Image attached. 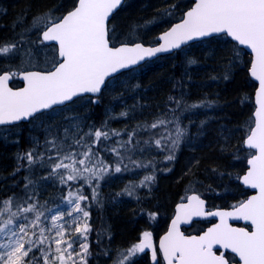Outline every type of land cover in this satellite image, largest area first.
I'll list each match as a JSON object with an SVG mask.
<instances>
[{"label": "snow or ice", "instance_id": "obj_1", "mask_svg": "<svg viewBox=\"0 0 264 264\" xmlns=\"http://www.w3.org/2000/svg\"><path fill=\"white\" fill-rule=\"evenodd\" d=\"M122 3L123 0H73L66 14L55 15L49 10L27 24V17L18 20L17 26L23 27L16 38L0 41V140L7 141L22 121L42 127L45 132L43 142L30 137V147L17 154L12 176L26 171L22 187L14 183L12 195L0 199V264H89L93 253L88 201L102 205L100 182L113 173L140 168H151L154 173L151 160L145 163L133 159L137 153L153 148L166 153L164 160L174 161L188 131L181 115L211 108L213 102L188 103L183 93L169 95L167 103L174 107H168L151 123L142 122L123 132L111 128L110 121L128 117L129 111L109 114L99 127L82 124L79 117L69 119L62 131L54 127L55 117L49 118L48 113L65 111L84 94H99L107 86L106 79L121 69L217 34L250 49V75L259 83L254 127L249 126L244 141L249 150L248 168L242 178L238 177L244 186L256 191L234 205L232 211L208 213L199 195L187 196L186 203L177 205L159 249L166 264H229L224 253L214 251L215 246L234 253L239 257L238 264H264V0H194V6L184 12L180 22L159 36L162 42L155 47L135 42L138 28L147 30L169 22L167 18L175 17L180 10L179 0L142 25H131L125 35L127 42L117 47L111 43L120 38L111 18ZM33 35L35 40L31 39ZM195 63L187 60L189 65ZM41 64L44 70H32ZM16 77L23 80L24 87L13 90L9 82ZM223 78L228 79L227 73ZM206 123L202 120L200 127ZM122 136L127 138L115 139ZM102 153L111 154L113 161L108 162ZM41 170L44 174H40ZM154 181V174L145 175L138 184L125 185L116 195L131 197L138 188H149ZM48 182L69 189L59 197V203L51 201L54 207L49 206V200L39 202L38 187ZM85 185L90 195L83 191ZM201 216L219 217V223L203 235L186 236L181 232L182 223ZM230 219L248 222L251 230L233 227ZM146 249L152 250V260L158 264L149 231H144L139 242L126 250L118 249L116 258L108 249L97 255L107 256L112 264H136L137 254Z\"/></svg>", "mask_w": 264, "mask_h": 264}, {"label": "trees", "instance_id": "obj_2", "mask_svg": "<svg viewBox=\"0 0 264 264\" xmlns=\"http://www.w3.org/2000/svg\"><path fill=\"white\" fill-rule=\"evenodd\" d=\"M72 3L73 0H0V41L16 38L23 27L17 26L18 20L27 17V24L37 14L49 10L60 15L70 10ZM172 3H177V0H125L111 20L116 27V35L120 37L112 42H127L125 35L131 25H142ZM192 3L193 0H179L180 10L176 11L175 17L167 18L169 22L147 30L138 28L135 42H156L157 31L165 30L180 19ZM31 39L35 40L36 36H31ZM188 59L196 63L189 65ZM233 59L234 63L230 66L229 62ZM250 61L251 55L230 38L214 36L120 73L109 80L97 97L84 96L63 112L57 109L48 113L49 118L55 117L54 127L62 131L69 119L79 117L82 124L86 122L99 127L109 114L129 111L128 117L110 121L111 128L123 132L142 122L151 123L168 107H174L167 103L169 95L179 96L183 93L188 103L201 100L213 102L211 108L181 115L182 124L187 126L188 131L174 161L164 160L166 153L153 148L143 154L137 153L133 159L145 163L151 160L156 169L154 173L151 168H140L113 173L110 178L100 182L102 205L88 201L92 226L89 243L93 253L89 264H112L107 256L97 253L108 249L110 255L116 258L118 249L123 251L138 243L144 231H151L157 240L167 229L176 203L189 193H199L214 208L234 206L250 195L251 192L238 179L247 168L249 150L244 146L246 132L249 126L254 125V93L257 85L249 74ZM38 69L44 70V65L41 64ZM226 73L228 79L223 78ZM13 84L19 83L15 79ZM91 100L98 102L91 103ZM202 120L207 122L203 128L200 127ZM36 123L39 125V121ZM44 136L42 127L23 122L14 127L7 141L0 140V199L12 195L14 183L21 187L24 183L25 170L12 176L18 163L17 154L30 147V137H37L43 142ZM17 139L19 143L13 142ZM102 157L108 162L113 161L109 153H102ZM40 174H44L43 170ZM148 174L155 175V181L149 188H138L131 197L116 195L125 185L138 184ZM68 190L48 182L38 187L39 202L49 200V206L54 207L51 201L59 203V197ZM83 191L90 195L91 190L87 185ZM150 214L155 215L152 217ZM209 223H194L186 231L198 233ZM105 228L107 231H104ZM154 248L158 264H163L157 246ZM151 252V249H146L144 253L137 254L136 264H156Z\"/></svg>", "mask_w": 264, "mask_h": 264}, {"label": "water", "instance_id": "obj_3", "mask_svg": "<svg viewBox=\"0 0 264 264\" xmlns=\"http://www.w3.org/2000/svg\"><path fill=\"white\" fill-rule=\"evenodd\" d=\"M124 2H125V0H123V3H122V5L124 4ZM122 5L114 12V14L115 13H117V11H119V9L122 7ZM192 6H194V1H193V4H192ZM114 16V15H113ZM113 18V17H112ZM111 18V19H112ZM180 22V20L179 21H177V22H175V23H179ZM175 23H173L172 25H174ZM171 25V26H172ZM170 26V27H171ZM169 27V28H170ZM169 28H167L166 30H168ZM164 32V31H163ZM162 32V33H163ZM162 33H160L159 34V36L162 34ZM218 35V34H217ZM217 35H213V36H217ZM159 36H158V42L156 43V44H154V45H152V44H144L143 42H137V43H142L145 47H155V46H158V44L159 43H161L162 41H159ZM212 36V37H213ZM208 38H211V37H208ZM204 39H207V38H200V39H196V40H193V41H189L187 44H185V45H182L181 46V48L182 47H184V46H186V45H189V44H191V43H194V42H197V41H201V40H204ZM231 39V38H230ZM112 43V42H111ZM121 45V43L119 44V45H115V46H117V47H119ZM240 46V45H239ZM240 47H242V48H244L248 53H250V55H251V52H250V49H248V48H246L245 46H240ZM175 51V50H174ZM173 52V51H172ZM168 53H171V52H168ZM160 54H164V53H158L155 57H152V58H146V60H144V61H141L139 64H137V65H135V66H131V67H129V68H126V69H121L118 73H115V74H113L112 76H110V77H108L107 79H106V83L108 82V80L110 79V78H112L113 76H116V75H118V74H120V73H122V72H124V71H127V70H130V69H132V68H135V67H138L140 64H142L143 62H145V61H147V60H151V59H154V58H156V57H158ZM166 54V53H165ZM252 56V55H251ZM251 60H252V57H251ZM249 69H250V67H249ZM249 74H250V71H249ZM251 76V75H250ZM252 78V80L253 81H255L256 82V84H257V87H256V89H255V93H254V104H255V110H256V108H257V104H256V92H257V89H258V87H259V83H258V81H256L253 77H251ZM18 79L22 82V86L21 87H19V88H22V87H24V82H23V80L21 79V78H19L18 77ZM11 81L9 82V87H11ZM13 88V87H12ZM19 88H13V90H17V89H19ZM104 88L105 87H102V90H101V92L99 93V94H84L83 96H85V95H93V96H98V95H100L101 93H102V91L104 90ZM255 110H254V114H255ZM253 114V115H254ZM254 120H255V115H254ZM254 127V126H253ZM246 147V146H245ZM246 171H247V169H246ZM246 171H245V173H246ZM244 173V174H245ZM243 174V175H244ZM243 175L240 177V178H242L243 177ZM240 183L243 185V183H242V180L240 179ZM246 189H249V188H247L246 186H244ZM249 190H251L252 191V194L251 195H253V194H255V191L256 190H253V189H249ZM199 195V194H197V193H192V194H190V195ZM250 195V196H251ZM189 196V195H188ZM200 196V195H199ZM201 197V196H200ZM201 199H203L204 200V202H205V204H204V211H205V213H208V212H216V211H232L233 210V207L232 208H216V209H213V210H209L208 209V206H207V200L205 199V198H203V197H201ZM187 202V200H185V201H182V202H180V203H178V204H181V203H186ZM177 204V205H178ZM177 205H176V207H177ZM175 214H176V208H175ZM175 214H174V216L172 217L173 219L175 218ZM172 219V220H173ZM171 220V221H172ZM200 220H214V222L210 225V226H208L207 228H206V230L205 231H203V232H201V233H199V234H186V232L184 231V229L183 228H189L192 224H193V222H195V221H200ZM216 223H219V217H215V216H201V217H193L192 218V220L189 222V223H187V224H184V223H182L181 225H180V230H181V232H183L186 236H195V235H203V233L204 232H206L207 231V229L208 228H210V227H212L214 224H216ZM229 223L233 226V227H245V226H241V225H239V224H245V225H249L248 224V222H246V221H243V220H236V219H230L229 220ZM170 225H171V222H170V224H169V226H168V229H169V227H170ZM168 229H167V231H168ZM251 230V229H250ZM167 231L165 232V233H163L160 237H159V240H158V247H159V244H160V240H161V238L167 233ZM214 251H216L217 252V254L219 255L220 253H224V254H226V252H229V253H232L230 250H225V249H223V248H220L219 246H215L214 247ZM219 251V252H218ZM161 254H162V252H161ZM232 254H234V253H232ZM235 255V254H234ZM163 257V256H162ZM237 257V256H236ZM227 258V257H226ZM228 259V258H227ZM238 262H239V257H237V261L236 262H233V263H231V262H229V264H238ZM164 264H166V262L164 261Z\"/></svg>", "mask_w": 264, "mask_h": 264}, {"label": "bare ground", "instance_id": "obj_4", "mask_svg": "<svg viewBox=\"0 0 264 264\" xmlns=\"http://www.w3.org/2000/svg\"><path fill=\"white\" fill-rule=\"evenodd\" d=\"M191 7V6H190ZM190 7H188V8H186L185 9V11L184 12H186ZM184 14V13H183ZM182 17H183V15H182ZM182 17L180 18V19H178L177 21H179V20H181L182 19ZM177 21H175V22H177ZM175 22H173V23H175ZM173 23H171L167 28H169ZM166 28V29H167ZM160 33H162V31L160 30V31H157V33L156 34H158L157 35V40H156V42H154V43H145V42H143L144 44H152V45H154V44H156L157 42H158V36H159V34ZM122 41H120V42H118V43H116V45H119L120 43H121ZM234 42V41H233ZM123 43V42H122ZM236 43V42H235ZM192 44V43H191ZM190 45V44H189ZM186 46H188V45H186ZM186 46H184V47H186ZM184 47H182L181 49H183ZM181 49H179V50H181ZM179 50H175V51H173V52H171V53H164V54H160L158 57H161V56H165V55H169V54H172V53H174V52H176V51H179ZM158 57H156V58H158ZM252 57V56H251ZM156 58H154V59H156ZM151 60H153V59H151ZM147 61H149V60H147ZM146 62V61H145ZM145 62H143L142 64H144ZM142 64H140V65H142ZM139 65V66H140ZM255 82V81H254ZM256 83V82H255ZM254 126V125H253ZM252 126V127H253ZM241 184V183H240ZM242 185V184H241ZM243 187H244V185H242ZM245 188V187H244ZM206 200H207V203L209 204V202H208V199L207 198H205ZM173 218L171 217L170 218V220H169V222H168V225L170 224V222H171V220H172ZM195 223H199V221H197V222H195Z\"/></svg>", "mask_w": 264, "mask_h": 264}, {"label": "rangeland", "instance_id": "obj_5", "mask_svg": "<svg viewBox=\"0 0 264 264\" xmlns=\"http://www.w3.org/2000/svg\"><path fill=\"white\" fill-rule=\"evenodd\" d=\"M151 232V231H149ZM152 233V232H151ZM142 237V236H141ZM152 242H153V246H156L157 245V240L156 238L154 237L153 233H152Z\"/></svg>", "mask_w": 264, "mask_h": 264}, {"label": "flooded vegetation", "instance_id": "obj_6", "mask_svg": "<svg viewBox=\"0 0 264 264\" xmlns=\"http://www.w3.org/2000/svg\"><path fill=\"white\" fill-rule=\"evenodd\" d=\"M226 255H227V257H229L231 259V261H236V257L235 256L228 255V253Z\"/></svg>", "mask_w": 264, "mask_h": 264}]
</instances>
